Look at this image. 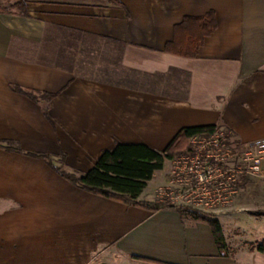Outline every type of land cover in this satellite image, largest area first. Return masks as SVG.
<instances>
[{
  "label": "crops",
  "instance_id": "0c3cea01",
  "mask_svg": "<svg viewBox=\"0 0 264 264\" xmlns=\"http://www.w3.org/2000/svg\"><path fill=\"white\" fill-rule=\"evenodd\" d=\"M211 11L216 28L195 57L165 51L185 17ZM73 54L107 67L90 77L57 65ZM205 126L240 144L264 138V0H0V264H264L256 251L220 258L206 224L87 193L36 157L82 175L116 144L160 152ZM172 166L138 200L169 203ZM248 184L234 204L251 216L264 192ZM219 210L202 211L235 250Z\"/></svg>",
  "mask_w": 264,
  "mask_h": 264
},
{
  "label": "trees",
  "instance_id": "16d2710c",
  "mask_svg": "<svg viewBox=\"0 0 264 264\" xmlns=\"http://www.w3.org/2000/svg\"><path fill=\"white\" fill-rule=\"evenodd\" d=\"M109 1L116 3V0ZM18 7L22 9V5H18ZM215 28L216 21L212 11L202 17H185L179 25L175 26L173 39L165 46V51L182 57H195L203 45L204 39ZM17 91L26 93L34 101L37 100L29 92ZM44 97L48 102L53 96L45 95ZM215 129L216 126L183 128L160 152L140 144H116L111 150L103 151L94 166L82 175L67 172L62 166H55L48 156L38 155L36 157L43 159L58 175L74 187L87 193L152 213L159 210L175 211L184 225L206 224L211 230L218 256L232 258V251L226 245L222 226L213 215L186 205H172L166 202L148 203L138 200L154 173L162 170L166 161L191 155L190 139L196 135L211 133ZM226 140L228 143L238 144L227 133ZM61 158L63 160V156ZM247 183L249 180L243 179L237 187L244 188ZM248 214L253 217H264V209L250 211ZM250 247L264 256V239L255 242Z\"/></svg>",
  "mask_w": 264,
  "mask_h": 264
},
{
  "label": "built area",
  "instance_id": "2783aa9c",
  "mask_svg": "<svg viewBox=\"0 0 264 264\" xmlns=\"http://www.w3.org/2000/svg\"><path fill=\"white\" fill-rule=\"evenodd\" d=\"M191 155L173 160L172 175L183 194L171 198L170 204L186 205L196 209V192L209 197L211 207L216 209L221 201L219 193L228 196L237 192L243 179L264 178V138L247 144H232L226 140V132L216 127L211 133L196 135L190 139ZM175 165V166H174ZM214 192L217 197L210 196ZM229 197L223 198L225 203ZM207 206V203H205Z\"/></svg>",
  "mask_w": 264,
  "mask_h": 264
},
{
  "label": "rangeland",
  "instance_id": "374dc122",
  "mask_svg": "<svg viewBox=\"0 0 264 264\" xmlns=\"http://www.w3.org/2000/svg\"><path fill=\"white\" fill-rule=\"evenodd\" d=\"M67 56H69V55H67ZM72 57H75L74 62H71L72 64L70 62L65 61L64 59L60 58V59H58L57 65L68 68V69L70 68L76 74H80V75L84 74V75H87L90 77H96V75L99 76L103 71H105V68L107 67L105 65L102 66L101 63H99L100 67H98L97 62L95 64H93L92 67H88L87 65H85V67H83V66L81 67V65H79V61H80L79 55L73 54ZM70 65H72V67ZM109 72H111V69H109ZM171 178L174 179L175 187L173 189H175V190H172V193L170 195V199L178 197L180 194L184 193V192H181L183 189L177 183L178 178L176 177V175H174V174L171 175ZM246 189H247V191L249 189L248 192H262V191L264 192V178L259 179V180L258 179L250 180ZM240 192H246V190L242 191L241 189L237 188V192H234L233 194L230 195V196H232L231 199H234L233 200V211H231L230 206H228L230 198L227 199V201L225 203L222 201L223 198L229 197L228 192H220L219 193L221 201L216 206V209H218V210L220 209L219 214L221 215V217L223 219H226V220H223V225H224L223 228L225 230L224 232L228 235V238L231 241V245L237 249V250L236 249L235 250L230 249L232 251V255H233L232 258H234V255L236 254L237 251H238L237 252L238 256H240V257L244 256V252L254 251L250 247V245H252L254 243L250 244V243H247L246 241L254 242L255 240L262 241L264 239V221H263V223L262 222H255V219L252 216L246 215L245 211L241 212L242 211L241 208L235 209L236 208L235 202H237L235 200H239ZM209 194L211 197H213V200H214V197H217L216 194H214V192H209ZM237 197H238V199H236ZM208 198L209 197L205 196V194L203 192H196V202L192 201L193 204H196V210H199L200 212H203L204 210H206V211L212 210L214 207H211L212 204L209 202L210 200ZM205 203H207V206L205 205ZM246 207H250L248 212L264 209V208H260V207L259 208L254 207L253 204H251V202H249V205ZM238 212H241V213L238 214ZM231 213H233V214H231ZM230 215L232 217L228 218L227 216H230ZM232 219H233V221H231ZM233 225L242 228L245 231V236L244 235L240 236V234L237 235L236 234L237 230L233 229ZM241 252H243V255L241 254ZM247 256L249 257V262L250 263L253 262L251 255H247ZM254 264H260V262L257 261Z\"/></svg>",
  "mask_w": 264,
  "mask_h": 264
}]
</instances>
